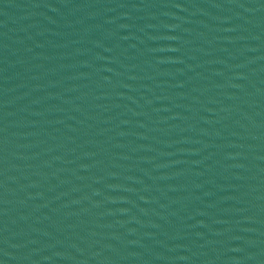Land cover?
<instances>
[{"label": "water", "instance_id": "water-1", "mask_svg": "<svg viewBox=\"0 0 264 264\" xmlns=\"http://www.w3.org/2000/svg\"><path fill=\"white\" fill-rule=\"evenodd\" d=\"M0 264H264V0H0Z\"/></svg>", "mask_w": 264, "mask_h": 264}]
</instances>
